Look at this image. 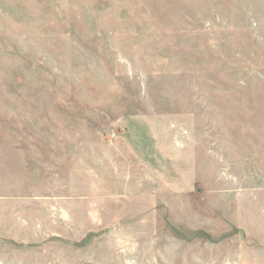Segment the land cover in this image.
Masks as SVG:
<instances>
[{
	"label": "rangeland",
	"instance_id": "rangeland-1",
	"mask_svg": "<svg viewBox=\"0 0 264 264\" xmlns=\"http://www.w3.org/2000/svg\"><path fill=\"white\" fill-rule=\"evenodd\" d=\"M0 264H264V0H0Z\"/></svg>",
	"mask_w": 264,
	"mask_h": 264
}]
</instances>
